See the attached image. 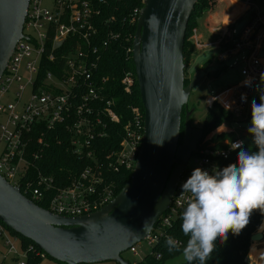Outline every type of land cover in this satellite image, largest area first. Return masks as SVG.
<instances>
[{"label":"built area","instance_id":"built-area-1","mask_svg":"<svg viewBox=\"0 0 264 264\" xmlns=\"http://www.w3.org/2000/svg\"><path fill=\"white\" fill-rule=\"evenodd\" d=\"M212 1V8L220 2ZM241 1L248 6L245 14H249V19L241 30L235 27L239 20L223 26L217 41V59H233L230 67L242 61L245 76L208 103V107L214 101L219 103L232 115V121L246 118L251 108V91L264 80V59L260 55L264 46V0ZM139 12L140 9L135 10L137 16ZM101 26L99 10L91 0H28L23 36L16 41L0 75V175L9 184L19 186L21 193L34 203L44 202L45 209L60 216L87 215L112 201L118 193L117 182L110 173L132 171L142 145L143 112L137 106H129L130 118L118 148L100 157L95 154L93 140L105 135L100 130L106 127L105 120L119 121L113 101L105 98L109 93L108 78L100 75L103 55L117 35L112 31L104 33ZM243 50L248 54L237 57ZM127 52L132 55V47ZM135 78L132 71L124 73L121 83L128 92ZM249 78L251 86H245L244 81ZM241 94L246 95L243 102ZM57 125L69 133L72 153L90 158L71 179L46 175L38 165L49 144L46 134ZM216 132L220 131L204 139L189 157L168 209L144 238L149 248L167 235V227L186 207L189 194L182 191L181 185L192 170L199 167L211 174L236 150L231 148L234 142H245L240 136L215 141ZM190 160L193 166H188ZM0 240L18 264H25L29 253L46 257L32 244L22 247L19 237L1 223ZM128 251L136 253L135 245Z\"/></svg>","mask_w":264,"mask_h":264},{"label":"water","instance_id":"water-1","mask_svg":"<svg viewBox=\"0 0 264 264\" xmlns=\"http://www.w3.org/2000/svg\"><path fill=\"white\" fill-rule=\"evenodd\" d=\"M195 2L143 1L132 41L143 139L130 181L112 201L87 215L60 216L34 203L0 175V221L50 258L63 264H130L122 254L144 240L168 209L179 176L203 134L201 128L191 127L186 114L178 144L182 107L200 79L197 71L183 85V44ZM27 5L28 0H0V75L23 36ZM262 238L263 233L256 231L250 241Z\"/></svg>","mask_w":264,"mask_h":264},{"label":"trees","instance_id":"trees-1","mask_svg":"<svg viewBox=\"0 0 264 264\" xmlns=\"http://www.w3.org/2000/svg\"><path fill=\"white\" fill-rule=\"evenodd\" d=\"M91 1L99 10V20L102 23V31L104 33L112 31L117 35V37L111 41L107 51L103 55L100 75L108 78L106 86L109 89V93L105 95V98L113 101V109L119 116V121L111 122L109 120H105L106 127H100V130L102 129V131L105 132V135L96 137L95 140H93V145L96 148L95 154L97 157H100L105 153L118 148L123 135L124 125L130 118L129 106H137L143 112L136 78L129 92L121 83V79L125 72L132 71L135 74L132 55L127 52V49L132 47V41L136 30L138 16L137 13H135V10L141 9L143 2L141 0ZM206 7L207 0H197L190 15L183 44V58L185 60L187 59V61L190 60L194 48L188 40L190 28L196 24L194 22H196L197 16H199L200 13L203 12L202 10H205ZM185 80L186 84L187 79ZM181 117L183 119V110L181 112ZM232 120V115L221 107L219 103L214 101L212 105L208 107L204 122L201 126L203 137L212 134L221 128L225 123ZM181 130L182 127L180 129L179 142L181 140ZM232 138H234L232 132L220 131L216 132V136L213 140L222 141ZM46 139L49 144L43 150V159L38 164L41 171H43L46 175H51L58 179H71L77 174L79 169L83 168L90 162V158H79L72 153L69 144L70 135L69 133L64 132L60 125H57L55 129L48 131ZM201 143L202 140H200L197 147H199ZM243 148L246 150L250 149L252 151L256 150L255 145L252 143V136L245 139ZM240 150L241 149H236L228 156V158L222 160L218 169L227 167L229 164H235L237 153ZM110 177L117 182L116 193H118L122 187L130 181L131 170L121 169L119 172L110 173ZM38 204L43 208L47 207L44 202H38ZM183 211H181L173 220L172 224L167 227V235L160 239L159 242L151 248V252L146 254L136 264H164L166 260L182 253V248L186 245V241L188 239V237H185L182 234L181 229V214ZM262 218L263 214L259 211H254L250 217L249 224L239 235H232L229 233L228 239L223 243L217 240L216 249L213 252L211 259L208 260L206 264H249L248 252L251 245L250 236L261 224ZM0 223L5 226L1 221ZM6 229L12 235L19 237L22 247L32 244L37 250L41 251L31 240L22 237L20 234H17L8 227H6ZM169 236L181 241V251H174L172 253L168 252L166 239ZM41 262L42 259L40 257L29 253L25 264H41ZM181 264H188V262L185 261ZM192 264H198V262L193 261Z\"/></svg>","mask_w":264,"mask_h":264},{"label":"clouds","instance_id":"clouds-1","mask_svg":"<svg viewBox=\"0 0 264 264\" xmlns=\"http://www.w3.org/2000/svg\"><path fill=\"white\" fill-rule=\"evenodd\" d=\"M251 86V79L244 81ZM246 95L241 94V101ZM247 132L256 150L243 148V141L234 142L236 163L209 171L196 167L181 185L189 194L181 214L182 234L188 237L182 248L183 259L192 264H206L216 249V241L228 239V234L239 235L249 224L254 211L264 214V92L260 103L251 101V121ZM159 144V143H158ZM169 253L181 251V241L167 237Z\"/></svg>","mask_w":264,"mask_h":264},{"label":"rangeland","instance_id":"rangeland-1","mask_svg":"<svg viewBox=\"0 0 264 264\" xmlns=\"http://www.w3.org/2000/svg\"><path fill=\"white\" fill-rule=\"evenodd\" d=\"M212 2H213L212 0H207V7L205 8V10L212 8L211 7ZM44 4L48 6V1H45ZM248 19H249V14H245L239 21L236 22L235 24L236 29L241 30ZM194 23L196 24L190 28V35L188 37V40L194 47L193 52L191 54L190 60H188L189 62L187 61V59L185 60L183 58V63H184L183 85L184 86L188 85L197 71H200V79L191 89L188 100L186 104L182 107L183 119L181 117V123H180V129L182 127L181 130L182 133L179 144H181L183 140L186 114H189L190 123H191L190 125L192 128H201L209 106L208 103L210 104V102L213 100V98L211 97H214L219 93L225 91L228 87L241 82L245 76L244 63L242 61H239L237 65L230 67L229 64L232 62L233 59L226 60L224 62L219 61L217 59V54L219 53V49H216V47L215 48L209 47L208 49H205L204 51L197 53L198 49L202 47L201 45H203L204 43L200 41L201 38H199L196 34L197 29L195 28L197 25V18H196V22ZM192 34H194L193 38H192ZM242 54L247 55L248 52L246 50H243V52H240L237 55V57H240V55ZM260 55L264 57V46L260 50ZM185 79H187L186 84H185L186 81ZM262 92H264V80L261 81L259 88L252 89L250 100L252 101L253 99H255L256 102L259 104L260 103L259 95ZM250 121H251V108L249 110V114L246 116L245 119L241 118L227 122L218 130L219 131H224L223 129L232 130L234 137L240 136L243 139H246L247 137L251 136V134L247 132V128L251 126ZM210 135H206L203 137L202 134L200 140H202L203 142V140L208 139ZM188 166H193L192 160L189 161ZM256 231H261L262 233H264V219L261 221V224L254 232ZM263 246H264V234L261 240L251 242V246L249 248L250 250L248 253L249 263L250 260L253 262H257L258 264L264 261V248L260 249ZM0 247H1L0 264H18V261L16 259L12 258L10 255L6 253V249L3 246L2 241L0 242ZM135 247H136V253L125 251L122 254L123 258L127 259L130 262V264H136L146 254L151 252V248H149L145 244L144 240L138 242L135 245ZM185 261L186 260L183 259L181 253L178 256L166 260L164 264H181ZM41 264H63V263H59L58 261L46 256L44 259H42ZM94 264H113V263L106 261V262L94 263Z\"/></svg>","mask_w":264,"mask_h":264},{"label":"crops","instance_id":"crops-1","mask_svg":"<svg viewBox=\"0 0 264 264\" xmlns=\"http://www.w3.org/2000/svg\"><path fill=\"white\" fill-rule=\"evenodd\" d=\"M247 7L248 6L241 0H220L216 7L214 6L211 9L204 10L197 17V25L195 28L197 29V36L201 38L200 41L204 43L201 45L202 47L198 49L197 53L204 51L209 47H216V49H218L217 41L220 39V31L223 26L230 21L240 20L245 15ZM193 37L194 34H192V38ZM263 219L264 214L262 220ZM263 248L264 246L260 249ZM263 263L264 261L260 262L259 264ZM249 264L258 263L250 260Z\"/></svg>","mask_w":264,"mask_h":264}]
</instances>
